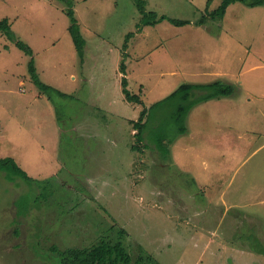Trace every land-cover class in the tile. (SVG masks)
Returning <instances> with one entry per match:
<instances>
[{
	"label": "rangeland",
	"instance_id": "rangeland-1",
	"mask_svg": "<svg viewBox=\"0 0 264 264\" xmlns=\"http://www.w3.org/2000/svg\"><path fill=\"white\" fill-rule=\"evenodd\" d=\"M143 1L168 18L145 24L134 0H0V21L33 50L0 32V158L36 180L0 171V264H61L100 241L121 242L132 264H264V5L214 19L223 0ZM219 80L235 93L196 104L185 134L171 107L151 110L183 84ZM163 129L169 154L150 141Z\"/></svg>",
	"mask_w": 264,
	"mask_h": 264
},
{
	"label": "trees",
	"instance_id": "trees-1",
	"mask_svg": "<svg viewBox=\"0 0 264 264\" xmlns=\"http://www.w3.org/2000/svg\"><path fill=\"white\" fill-rule=\"evenodd\" d=\"M134 1L137 3L140 12L143 15V22L145 24H155L168 18L165 15H159L155 11L147 12L145 2L143 0ZM237 2H241L251 7L264 5V0H223L219 8L215 10L211 16L214 19H222L225 16L228 7ZM67 15L70 18L69 29L72 38L79 55L82 58L84 56L86 41L80 32V25L72 6L67 10ZM206 19L207 16L203 15L197 24L205 25ZM169 20L177 26H183L188 23V21L181 19ZM0 32L6 35L10 40L14 41L17 47L23 50L27 55L31 56L33 54V50L30 46L16 39L12 25L7 18L0 21ZM122 68L125 70L124 64ZM29 71L33 82L40 89V91L50 89V86L41 81L33 60L30 61ZM123 86V92L130 102L142 103L138 95L130 93L128 90V81L126 79L123 80ZM234 93L235 87L233 84L220 80L207 84H183L166 99L156 103L151 110L167 105L169 108L171 107L172 114L170 117L172 118L173 126L176 125V132L182 135L187 132L186 119L189 112L196 104L210 99L232 96ZM146 113L147 111L145 110L143 114L146 115ZM147 124L148 122H144V118L142 117L139 122H136L134 125L136 135L139 136L140 141H143L146 138L144 134L149 129ZM150 138V141L155 145L157 150L163 154H169V147L164 142L167 138V132H165L164 129L161 133H158V130L153 131ZM170 143H172V141H170ZM0 171L5 174V177L9 182L20 180L22 182H26L32 187L36 181L35 178L31 177L29 173L24 170L12 157L0 158ZM20 204L21 213H29V207L27 204L22 205V201ZM60 261L61 264H132L133 257L126 251V248L121 242L111 244L110 242L100 241L89 249L71 248L67 251L61 252Z\"/></svg>",
	"mask_w": 264,
	"mask_h": 264
},
{
	"label": "crops",
	"instance_id": "crops-1",
	"mask_svg": "<svg viewBox=\"0 0 264 264\" xmlns=\"http://www.w3.org/2000/svg\"><path fill=\"white\" fill-rule=\"evenodd\" d=\"M236 200L237 199H239V198H235ZM254 202H256V203H260V201H258V200H253V202H251V203H254ZM246 205H247V203H244V204H238V203H236V202H233V206L235 207V208H238L235 212H240V209L239 208H245L246 207ZM246 220H247V218H246ZM252 220V219H251ZM261 236H264V231H262V233H261ZM209 242H207V244H208ZM229 247V245L228 244H225L224 245V248L226 249V250H229V252L231 253V256H232V258H234V256H235V252H238L239 250H237L236 249V247L235 248H232V247H230V248H228ZM242 252H244V251H242Z\"/></svg>",
	"mask_w": 264,
	"mask_h": 264
}]
</instances>
